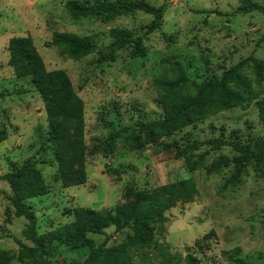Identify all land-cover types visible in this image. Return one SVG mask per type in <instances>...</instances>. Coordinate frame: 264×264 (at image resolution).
<instances>
[{
  "label": "rangeland",
  "instance_id": "374dc122",
  "mask_svg": "<svg viewBox=\"0 0 264 264\" xmlns=\"http://www.w3.org/2000/svg\"><path fill=\"white\" fill-rule=\"evenodd\" d=\"M67 1L0 0V134L7 133L0 140V176L26 162L41 171L48 194L30 201L38 232L48 234L71 223L69 212L76 209H116L126 202L124 195L130 185L144 191L193 179L200 197L166 213L168 223L157 234V244L149 250H131L135 263L187 264L185 258L190 254L197 264H231L224 254L240 248V256L248 264H264V177L250 166L241 186L224 189L233 167L206 174L218 158L235 155L229 147L215 152L206 144L221 137L222 129L228 140L236 132L243 144L264 138L257 105L264 101V83L254 86L256 97L250 103L164 137L142 152L130 149L141 123L164 116L163 96L154 85L167 76L162 60L179 61L197 83L220 76L249 57L264 62V15H234L242 0H103L167 5L162 27L145 36L153 20L147 14L73 21L65 8ZM253 1L264 7V0ZM114 29L144 38V56H133L128 47L116 52L114 62L99 63L100 52L113 42L110 32ZM55 32L92 37L97 51L80 61L63 58L58 49L47 47ZM27 35L32 36L47 70L65 71L84 104L86 150L99 151L86 158L88 181L83 186L63 188L47 141L48 118L40 94L30 79L16 78L8 66L9 39ZM245 73L252 77L250 70ZM192 142L203 146L187 158L177 159V152ZM9 197L10 187L0 179V251L17 255L20 245L32 247V243L24 236L28 221L15 217ZM132 236L131 229L116 233L109 228L105 235L89 238L95 247L109 248L127 243ZM85 257L59 248L52 263Z\"/></svg>",
  "mask_w": 264,
  "mask_h": 264
},
{
  "label": "trees",
  "instance_id": "16d2710c",
  "mask_svg": "<svg viewBox=\"0 0 264 264\" xmlns=\"http://www.w3.org/2000/svg\"><path fill=\"white\" fill-rule=\"evenodd\" d=\"M65 8L73 21L94 20L100 16L115 19L138 12L147 14L153 17V20L147 27L145 36L162 27L167 11V5L155 7L144 1L106 3L103 0H69L65 3ZM253 12L264 15V7L253 0H242L233 14L244 16ZM110 37L113 42L108 49H112V52L103 55L102 50L99 63L114 62L116 52L128 47L132 49L133 56H144V38H134L130 32L122 29L112 30ZM47 47L58 49L61 57L74 61H80L97 51L92 37L65 32L53 33ZM7 50L8 66L13 70L15 77L30 79L44 103L48 118L47 141L52 149L63 188L87 184L86 158L99 150H86L84 104L77 97L68 74L63 70H47L43 57L30 35L10 38ZM161 65L167 76L156 80L154 85L163 96L164 116L138 126L139 133L130 143V149L133 151L142 152L147 145H155L164 137L172 136L213 115L252 102L256 97L254 86L261 87L264 83V62L253 57L225 70L220 76L214 75L201 83L190 80L182 64L175 59H163ZM246 70L251 71V78L246 75ZM2 97L3 95H0V98ZM257 105L260 123L264 129V101H257ZM224 132L222 129L221 137L211 139L206 144L215 152L229 147L235 155L232 158H218L207 168L206 174H218L233 167V174L225 182L224 189L241 186L242 176L250 166L263 178L264 138L249 140L243 144L236 132L231 140L225 137ZM6 138V131H2L0 140ZM202 146L203 143L192 142L185 149L179 150L176 158H187ZM0 179L10 187L9 201L15 217L28 221L24 236L32 243V247L20 245L17 255L0 251V264H13L15 260L19 264H53L52 258L59 248L86 256L82 261L74 260L62 264H137L131 250L152 249L157 244V234L166 229V213L176 207L192 204L200 197L193 179L180 180L144 191H137L130 185L124 195L126 202L116 209H76L69 212L73 218L71 223L48 234H40L30 201L48 194L41 171L34 163L26 162L14 171L0 176ZM109 228H114L116 233L131 229L133 236L125 244L109 248L106 245L95 247L89 235L103 236ZM240 254L241 249L235 248L224 256L231 264H248ZM185 260L187 264H197V260L190 254Z\"/></svg>",
  "mask_w": 264,
  "mask_h": 264
},
{
  "label": "water",
  "instance_id": "95a60500",
  "mask_svg": "<svg viewBox=\"0 0 264 264\" xmlns=\"http://www.w3.org/2000/svg\"><path fill=\"white\" fill-rule=\"evenodd\" d=\"M112 52V49H103L102 53L103 55L109 54Z\"/></svg>",
  "mask_w": 264,
  "mask_h": 264
}]
</instances>
